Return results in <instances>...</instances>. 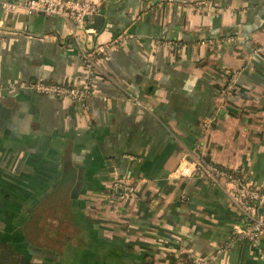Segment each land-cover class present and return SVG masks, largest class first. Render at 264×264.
<instances>
[{
  "label": "crops",
  "instance_id": "0c3cea01",
  "mask_svg": "<svg viewBox=\"0 0 264 264\" xmlns=\"http://www.w3.org/2000/svg\"><path fill=\"white\" fill-rule=\"evenodd\" d=\"M123 32L83 99L26 85L85 81L79 46ZM199 157L264 186V0H99L82 25L0 0V242L26 262L264 264V234L215 251L244 220Z\"/></svg>",
  "mask_w": 264,
  "mask_h": 264
},
{
  "label": "built area",
  "instance_id": "2783aa9c",
  "mask_svg": "<svg viewBox=\"0 0 264 264\" xmlns=\"http://www.w3.org/2000/svg\"><path fill=\"white\" fill-rule=\"evenodd\" d=\"M99 0H1L5 11L22 9L27 13L42 12L46 14H57L70 22L78 25L84 23L85 17L97 11ZM131 33H119L111 41L97 43L91 48H81L80 56L83 59L86 71V80L79 84H58L44 81L26 83L38 92H50L57 96L69 97L80 100L90 95L92 89L90 77L98 67L99 59L108 52L111 44L118 43L125 37H131ZM79 44V39L75 38ZM229 86V85H227ZM140 103V102H138ZM192 170L196 175L207 178L213 185L221 187L233 205L241 213L244 223L237 226L232 232L229 241L217 245V253L224 251L232 240H248L256 243L264 234V186L249 183V180L242 170L231 169L221 166L209 158L199 157L191 162ZM116 185L122 187L120 197L136 195L135 185L131 180L119 178L112 186L111 194H116ZM181 261L186 264H204L206 260L189 252L187 260Z\"/></svg>",
  "mask_w": 264,
  "mask_h": 264
},
{
  "label": "trees",
  "instance_id": "16d2710c",
  "mask_svg": "<svg viewBox=\"0 0 264 264\" xmlns=\"http://www.w3.org/2000/svg\"><path fill=\"white\" fill-rule=\"evenodd\" d=\"M188 252H183L181 257L187 260ZM0 264H53L46 260L26 262L22 253L8 242H0Z\"/></svg>",
  "mask_w": 264,
  "mask_h": 264
},
{
  "label": "water",
  "instance_id": "95a60500",
  "mask_svg": "<svg viewBox=\"0 0 264 264\" xmlns=\"http://www.w3.org/2000/svg\"><path fill=\"white\" fill-rule=\"evenodd\" d=\"M86 18V17H85ZM119 188V193H120V191L122 190V187H117V189Z\"/></svg>",
  "mask_w": 264,
  "mask_h": 264
}]
</instances>
